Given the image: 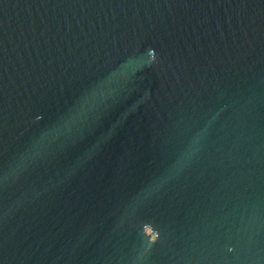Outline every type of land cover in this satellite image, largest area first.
<instances>
[{
	"label": "water",
	"instance_id": "95a60500",
	"mask_svg": "<svg viewBox=\"0 0 264 264\" xmlns=\"http://www.w3.org/2000/svg\"><path fill=\"white\" fill-rule=\"evenodd\" d=\"M0 264H264V0H0Z\"/></svg>",
	"mask_w": 264,
	"mask_h": 264
}]
</instances>
